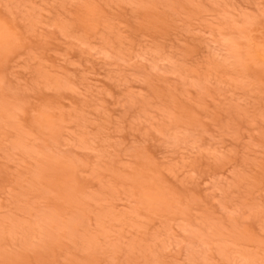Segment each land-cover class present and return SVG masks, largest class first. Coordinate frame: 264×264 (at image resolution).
Masks as SVG:
<instances>
[{"label": "rangeland", "instance_id": "374dc122", "mask_svg": "<svg viewBox=\"0 0 264 264\" xmlns=\"http://www.w3.org/2000/svg\"><path fill=\"white\" fill-rule=\"evenodd\" d=\"M0 264H264V0H0Z\"/></svg>", "mask_w": 264, "mask_h": 264}]
</instances>
